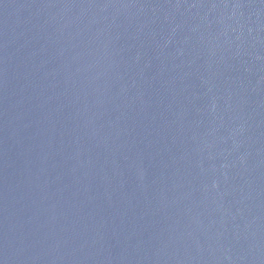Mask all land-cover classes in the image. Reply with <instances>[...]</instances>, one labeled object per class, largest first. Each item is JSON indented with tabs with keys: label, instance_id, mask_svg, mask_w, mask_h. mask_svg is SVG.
<instances>
[{
	"label": "water",
	"instance_id": "water-1",
	"mask_svg": "<svg viewBox=\"0 0 264 264\" xmlns=\"http://www.w3.org/2000/svg\"><path fill=\"white\" fill-rule=\"evenodd\" d=\"M0 264H264V0H0Z\"/></svg>",
	"mask_w": 264,
	"mask_h": 264
}]
</instances>
